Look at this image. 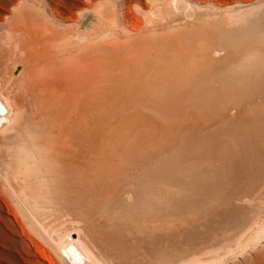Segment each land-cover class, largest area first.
Listing matches in <instances>:
<instances>
[{"label": "bare ground", "instance_id": "bare-ground-1", "mask_svg": "<svg viewBox=\"0 0 264 264\" xmlns=\"http://www.w3.org/2000/svg\"><path fill=\"white\" fill-rule=\"evenodd\" d=\"M181 1L123 39L103 10L1 23L25 42L0 70V173L38 219L68 211L62 264L214 262L264 235V5L231 29L170 18Z\"/></svg>", "mask_w": 264, "mask_h": 264}, {"label": "rangeland", "instance_id": "rangeland-1", "mask_svg": "<svg viewBox=\"0 0 264 264\" xmlns=\"http://www.w3.org/2000/svg\"><path fill=\"white\" fill-rule=\"evenodd\" d=\"M156 2H158V0H0V70L2 71L6 67L10 58L20 51V46L25 42L22 33L15 31L9 33L6 32L8 29L6 27L7 25L9 26L8 23L11 21L8 19H12L13 15L21 11L23 8L28 7L33 11H39L43 16L45 23H50L54 31L67 29L74 31L76 29V21L80 18L79 15L82 10L92 9V12L94 13H99L100 10H103L104 15L110 19V22L114 21V24H106L105 27L104 24L102 25L103 27L101 26L99 29H110L111 33H114L123 39L134 35L135 33L132 28L141 25V23H144L148 18H151L150 20L154 19V22H160L162 20L157 12L150 14L151 9ZM172 2L170 4L171 9L174 5V8L179 7V5H181V7L177 9L173 8L174 11L171 10V14L169 15L170 18L171 16L175 18L176 13L177 18L181 15L180 21L183 18H188V15L190 18L193 13L198 16L201 15V17L204 15V19H206V17L207 19H211L212 16L213 18L221 17L223 22L222 25L225 28H230L233 24L231 29H237V27L239 29L240 27L242 28L246 22L248 23L249 20L259 13L262 4L264 5V0H182L181 3L179 2L180 4H172ZM177 11H180L179 14L181 13L179 16ZM223 13L226 14L227 18ZM221 14L224 17H222ZM1 23L6 24V27ZM227 24L228 27H226ZM229 24H231L230 27ZM73 40L75 42L81 41L78 37L73 38ZM33 46L34 50L38 51V46ZM15 201V193L11 190L5 181L4 176L0 173V264H38L39 260L41 264H47L48 261L41 258L39 254L35 252L33 247L35 242L36 245L43 248L45 252L52 256L56 261V264H62L57 256V250L63 242V235L60 241L58 238H60L59 233H61V230L58 229V231L55 225L59 220V223L62 225L57 223L59 225L58 228H62L66 223L73 222L72 219H70L71 217L68 211L64 208H56L57 210L53 208L52 211L46 214L47 216H42L38 219L36 216L37 214L33 212V209H28V206L21 205ZM60 214L62 218L67 216V219L68 217L69 219L67 220L65 217V219L63 218L62 220ZM48 217L51 218L47 220ZM46 221L50 223L47 224ZM53 222L55 225L51 226L54 224ZM46 226L49 227L46 228ZM48 229H51V231H48ZM83 232L85 231L82 229V233ZM259 235L260 234L256 236L258 237ZM262 235L259 236V239L253 238V241H257L256 243H253V241H247L248 245L251 244L250 246L244 242L240 244V246H236V250L234 247L227 248L226 250H230H224L225 256L222 255L221 257L220 254L219 256L217 255L218 258L215 256V259L213 258L215 260L214 262H211L213 261L212 257H209V259H203L204 261L198 260V263L195 262L189 264H200V262L201 264H264V235L263 237ZM58 243L60 244L58 245ZM241 245L244 246L241 248ZM237 247L239 249H237ZM226 252H228V254ZM229 252L233 253L230 254ZM206 261L208 263H206Z\"/></svg>", "mask_w": 264, "mask_h": 264}]
</instances>
